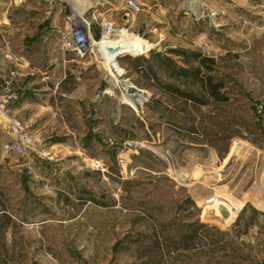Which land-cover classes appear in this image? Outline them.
Listing matches in <instances>:
<instances>
[{
    "label": "rangeland",
    "instance_id": "obj_1",
    "mask_svg": "<svg viewBox=\"0 0 264 264\" xmlns=\"http://www.w3.org/2000/svg\"><path fill=\"white\" fill-rule=\"evenodd\" d=\"M119 1L85 136L0 146V264H264V0Z\"/></svg>",
    "mask_w": 264,
    "mask_h": 264
},
{
    "label": "crops",
    "instance_id": "obj_2",
    "mask_svg": "<svg viewBox=\"0 0 264 264\" xmlns=\"http://www.w3.org/2000/svg\"><path fill=\"white\" fill-rule=\"evenodd\" d=\"M119 3V0H26L16 5L13 0H0V87L10 82L15 92V101L0 110L1 147L5 149L12 143L8 129L12 117L22 122L39 150L45 146L61 147L64 140L70 142L85 136L87 127H73L71 116L73 119L77 116V123L85 124L91 103L102 96L103 81L109 79L108 83H112L117 77L111 66L103 62V55L118 70L117 63L113 66L110 59L113 53L99 45L102 56L97 47L82 56L63 49L59 33L66 30L65 17L71 13L86 17L96 14L101 22H112L116 27L129 24L127 16L118 15ZM86 30L90 40L97 41L99 27L91 24ZM73 84L75 87L71 89ZM81 101L86 102L83 110L79 107ZM72 105L75 116L71 113ZM103 109V104L99 105L100 120ZM7 158L0 154V163H8Z\"/></svg>",
    "mask_w": 264,
    "mask_h": 264
},
{
    "label": "built area",
    "instance_id": "obj_3",
    "mask_svg": "<svg viewBox=\"0 0 264 264\" xmlns=\"http://www.w3.org/2000/svg\"><path fill=\"white\" fill-rule=\"evenodd\" d=\"M17 3H23L25 0H16ZM67 28L64 36V47L66 50L73 51L78 55H85L92 53L94 47H97L104 40H109L112 36L111 33L116 30L113 24L107 25L104 29H100V41L90 40L86 28L89 23L85 21L83 16L71 13L65 17ZM105 36L106 39L103 38ZM109 38V39H108ZM112 40V39H111ZM15 97L11 94L9 89H2L0 93V110H4L7 104L13 103ZM8 129L13 136L12 143L5 146L6 151H12L19 156L26 155L28 150L34 148V140L26 130L25 126L18 119H11Z\"/></svg>",
    "mask_w": 264,
    "mask_h": 264
},
{
    "label": "bare ground",
    "instance_id": "obj_4",
    "mask_svg": "<svg viewBox=\"0 0 264 264\" xmlns=\"http://www.w3.org/2000/svg\"><path fill=\"white\" fill-rule=\"evenodd\" d=\"M133 39V38H132ZM131 41H128L127 39L125 40H122L121 44H116L110 40L108 41H103L101 44H99V47L100 48H103V49H106V50H109V49H114L115 50V53H113L111 55V58L113 60V64L116 65V59L119 55L122 54V52L124 51V47L127 46L128 44H131L130 43ZM134 44H137V40L134 39ZM115 46V47H114ZM99 53L102 54V52L98 49ZM107 52V51H106ZM136 52L138 53H143L144 51L142 50H137ZM103 55V54H102ZM101 55V56H102ZM104 57V55H103ZM223 198V197H222ZM225 198V197H224ZM210 202H213V203H218V201L215 199V198H212L211 200H209ZM228 201V200H227ZM228 205V204H227ZM214 211V210H213ZM220 219V218H219ZM226 221H232L231 219H228Z\"/></svg>",
    "mask_w": 264,
    "mask_h": 264
},
{
    "label": "trees",
    "instance_id": "obj_5",
    "mask_svg": "<svg viewBox=\"0 0 264 264\" xmlns=\"http://www.w3.org/2000/svg\"><path fill=\"white\" fill-rule=\"evenodd\" d=\"M204 90L206 92L207 97H210L211 99L220 100L219 93L221 90L220 84H214L210 80L204 84Z\"/></svg>",
    "mask_w": 264,
    "mask_h": 264
},
{
    "label": "water",
    "instance_id": "obj_6",
    "mask_svg": "<svg viewBox=\"0 0 264 264\" xmlns=\"http://www.w3.org/2000/svg\"><path fill=\"white\" fill-rule=\"evenodd\" d=\"M109 52L110 53H115V50L114 49H109ZM127 93L128 94H137L139 95L141 93V90H138L137 88L133 87V86H130L128 89H127Z\"/></svg>",
    "mask_w": 264,
    "mask_h": 264
}]
</instances>
